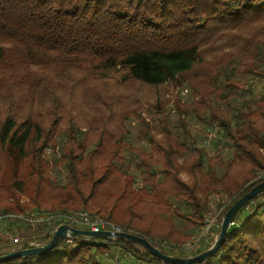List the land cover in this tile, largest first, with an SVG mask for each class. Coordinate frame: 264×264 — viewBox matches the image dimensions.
<instances>
[{"label": "trees", "instance_id": "obj_1", "mask_svg": "<svg viewBox=\"0 0 264 264\" xmlns=\"http://www.w3.org/2000/svg\"><path fill=\"white\" fill-rule=\"evenodd\" d=\"M230 75L264 82V0H0V214L85 210L164 254L195 255L159 242L181 247L211 195L221 196V219L264 181V96L224 94L222 84L236 87ZM175 88L190 99H173L172 132L163 97ZM146 96L160 115L159 137L142 117ZM131 121L150 152L133 149L124 162ZM190 121L222 129L213 155ZM57 148L63 183L49 179L46 154ZM6 231L40 244L52 235L17 222ZM99 241L63 239L0 264H167L136 243ZM0 243V255L11 251ZM198 264H264V193L238 210L217 252Z\"/></svg>", "mask_w": 264, "mask_h": 264}, {"label": "rangeland", "instance_id": "obj_2", "mask_svg": "<svg viewBox=\"0 0 264 264\" xmlns=\"http://www.w3.org/2000/svg\"><path fill=\"white\" fill-rule=\"evenodd\" d=\"M229 79L231 80V82L236 84V87L222 84L221 87L223 89L224 94L230 95L234 90H236V91L243 93L246 99L251 97V95L249 94V91L252 94H254V96L256 95L255 96L256 98H259L262 95L264 96V82H261L257 79H253V78H249V77L247 79H239V78H236L232 75L229 76ZM179 91H181V90L178 88L171 89L170 91H168L165 94V97H163V99H165L166 101H169L168 104L166 105L165 109L168 110L169 126L171 127L172 132H176V126H178V118H177L175 106L173 104V99L176 98V95H180L182 101H184V102H187L190 99V94L186 90H182L181 92H179ZM152 103H153V98L150 99L149 96H146L144 98L142 117H144L145 120L150 123V128H151L152 133L156 134L157 137H159V131L161 129L160 115H157L158 113L154 108L149 107L150 104H152ZM189 123L191 124L192 132L197 136V142L199 144V147L204 148L208 155H213L214 151L216 149V146H217L216 140L222 139V134H221L222 129L220 128L221 130L219 133L216 134L215 138L209 144L207 143V145H205L203 143V140H202V135L206 129L201 128V126L194 121H190ZM59 128L60 129L58 131L57 139H58V141H61V139L63 137L62 125H60ZM127 128L129 130V135H128V138L124 142L125 148H124L123 153H122V157L124 159V162H126L130 157L135 158L136 152H134V151L132 152L133 149L140 148L144 152H150L149 148H148L149 147L148 143L144 139V136L142 135L143 128H142L141 124L137 123L136 121H131L127 124ZM46 155H47V158H48L49 163L51 165V169L49 172V177H50L49 179L53 183H57V182L63 183L66 179V171L63 167L59 166L60 152H59L58 148L54 152L47 151ZM230 156H231V153L228 151H225L223 154V157L225 159L229 158ZM130 173L134 174L137 177V172L135 170H133L132 168L130 169ZM258 174L260 176H263V174H260V173H258ZM220 199H221V196H216V195H211V197L209 199V201H210L209 209H208V213L206 214L204 219L207 216L212 217L216 213L218 225L207 236L206 241L204 243H202L201 249H203L210 242V239H213V237L215 236L214 232L217 229V227H219V223L221 221L220 216H221L222 210L224 208V205L219 206V203L223 202ZM22 200L28 201V199L26 197H23ZM79 229H81V228H79ZM196 236L197 235H195L189 241L194 239ZM0 239H1L2 245L6 244L9 248H15V247L9 245L8 241L5 239V236H3V234L0 235ZM35 240L37 241V239H35ZM93 241H98V240L93 239ZM189 241H187V242H189ZM99 242H101V241H99ZM187 242H185L182 246H184ZM163 244H164V246H163ZM0 245H1V243H0ZM40 245H42V244H40ZM159 245L162 247H165L167 249H170L173 247L170 244H168L166 242H162V241L159 242ZM166 246H168V247H166ZM12 250H16V249H11V251ZM178 252H183L186 255L197 253V252L193 253L192 251H187V250L186 251L185 250L184 251L178 250L177 253ZM118 256L120 257L119 254L117 255V258H118Z\"/></svg>", "mask_w": 264, "mask_h": 264}, {"label": "water", "instance_id": "obj_3", "mask_svg": "<svg viewBox=\"0 0 264 264\" xmlns=\"http://www.w3.org/2000/svg\"><path fill=\"white\" fill-rule=\"evenodd\" d=\"M264 193V181L252 187L249 191L244 193L233 205H231L226 212L224 213L221 221L219 223L218 232L213 237L212 242L206 247L204 250L199 253L191 256H172L167 255L161 252L160 248L155 244L151 243L149 240L142 236L126 233L123 231H107V230H99L97 232L85 229H79L67 224H61L57 226L49 241L45 244L16 249L9 251L5 254L0 255V263L5 262L9 259L14 258H25L29 256H39L43 253L50 251L57 247L63 239L66 237H79L86 240L96 239L106 242H113L115 240H123L127 242L136 243L142 248H144L148 253H150L153 257H156L160 261L167 264H198L204 263L207 258L212 257L217 250L219 249L228 228L233 224V219L235 214L240 210L246 203H248L251 199L258 197L259 195Z\"/></svg>", "mask_w": 264, "mask_h": 264}, {"label": "built area", "instance_id": "obj_4", "mask_svg": "<svg viewBox=\"0 0 264 264\" xmlns=\"http://www.w3.org/2000/svg\"><path fill=\"white\" fill-rule=\"evenodd\" d=\"M219 126H213L206 129L202 135V140L205 145L209 144L220 132ZM8 222H17L24 226H29L32 229L39 226H47L54 229L61 225L67 224L75 228H81L85 230H91L97 232L99 230L107 231H122L117 225L100 219L97 216L90 215L85 210L70 211V212H49L37 209H30L20 214H0V235L3 234L4 229H6ZM218 225L216 213L212 217L207 216L203 219L202 224L199 227L197 236L191 241L187 242L184 246L179 248H174L176 251H192L193 253L198 252L202 248V243L206 241L207 236L211 231ZM74 237H66L65 240L70 243ZM5 239L8 241L9 245L15 247L12 249H22L36 247L40 244L35 240L36 237H24L19 234V232H7L5 233ZM164 246V244H163ZM168 247V246H166ZM170 248V249H172Z\"/></svg>", "mask_w": 264, "mask_h": 264}]
</instances>
